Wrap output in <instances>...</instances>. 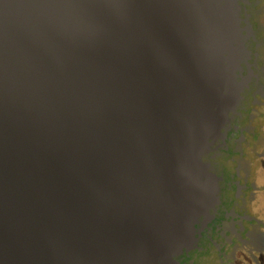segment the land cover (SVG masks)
<instances>
[{
  "label": "water",
  "instance_id": "1",
  "mask_svg": "<svg viewBox=\"0 0 264 264\" xmlns=\"http://www.w3.org/2000/svg\"><path fill=\"white\" fill-rule=\"evenodd\" d=\"M240 1L0 0V264L193 249L246 86Z\"/></svg>",
  "mask_w": 264,
  "mask_h": 264
},
{
  "label": "rangeland",
  "instance_id": "2",
  "mask_svg": "<svg viewBox=\"0 0 264 264\" xmlns=\"http://www.w3.org/2000/svg\"><path fill=\"white\" fill-rule=\"evenodd\" d=\"M246 1L247 4L239 2L240 7H244L241 9L240 17L246 19L251 29L246 46L250 55L246 60L247 66L243 65L245 63L242 64L244 69L241 73L244 78H249V89H243L246 93H241L243 99L237 106L238 111H241L240 107L245 106V109L241 111L243 117L238 118L233 115L230 124L234 135L229 137L222 130L225 138L221 142L220 140L215 142L212 151L206 154L204 159L211 164L215 174L222 178L221 186H224L227 178L232 176L230 180L236 183L233 186L235 191L238 185H243L247 180L249 187L236 197L240 207L234 210L238 212L243 209L240 213L260 220L262 224L252 219L246 223V227L252 230L253 236L262 238L264 237V110L260 103L263 102L264 96L260 95L262 92L260 86L264 87V45L261 44L260 39L264 32L262 31L264 29V0ZM247 23L242 21L241 26L248 27ZM243 34L246 32L243 31ZM234 126L236 127L233 128ZM251 185H254V188ZM250 192H253L252 197L249 196ZM211 252L212 255L208 256L209 258L201 259L196 253H192L193 256L190 258L194 264H227V261H231L230 253H228L229 259L223 257L222 262L216 253ZM239 260L241 264H250L243 256ZM260 260L264 264V255Z\"/></svg>",
  "mask_w": 264,
  "mask_h": 264
},
{
  "label": "flooded vegetation",
  "instance_id": "3",
  "mask_svg": "<svg viewBox=\"0 0 264 264\" xmlns=\"http://www.w3.org/2000/svg\"><path fill=\"white\" fill-rule=\"evenodd\" d=\"M243 4L246 3L243 2ZM242 8L244 9V7ZM247 43L248 40H246V46ZM243 65L247 66V62H245ZM243 69L244 68H242V71ZM248 81L249 78L246 77V86L244 87L246 90L249 89ZM243 92L244 94L246 93L245 90H243L242 93ZM242 99L243 96L241 97L240 102ZM239 109L242 111L245 109V106L244 108L240 107ZM241 111L236 109L234 113H231L230 121L233 115H236L238 118H242L243 113H241ZM230 121L224 130V132H226L229 137L230 135H234V133L231 132L232 125L230 124ZM235 127L236 126L233 128ZM225 176L227 178V175ZM230 178L232 179V176ZM230 178L228 177L224 186H221L220 182L222 178L220 177L218 194L219 203L215 206V209L211 211V219L206 223L205 226H195L197 230L195 235L197 239L196 243L193 249L189 251L184 250L176 257L178 264H194V261H192L190 258V256H193L192 253H196V255L202 259L209 258L208 256L212 255L211 251L216 253V255L221 258L222 262L223 257H226V259L230 258L231 261H227L229 264H241L239 260L241 259V256H243L244 259H246L250 264L261 263L260 259L263 258L264 255V237L260 238L259 236H253L252 230L247 229L246 223L252 219H254L256 223L262 224V222L257 218L240 213L243 211V209L239 210L238 212L235 211L236 207H240L238 206L236 197H238L239 194L243 192V190H247L249 187L247 180L244 181L243 185H238V188L234 191L233 186H235L236 183L235 181L230 180ZM251 186L254 188V185ZM252 195L253 192H250L249 196L252 197ZM232 210H234L233 213ZM228 253H230L229 258Z\"/></svg>",
  "mask_w": 264,
  "mask_h": 264
},
{
  "label": "crops",
  "instance_id": "4",
  "mask_svg": "<svg viewBox=\"0 0 264 264\" xmlns=\"http://www.w3.org/2000/svg\"><path fill=\"white\" fill-rule=\"evenodd\" d=\"M262 31H264V29ZM260 42H261L262 45H264V32L262 33V37L260 39ZM260 87H261V90H262L260 95L264 96V87H262V86H260ZM260 105H261L262 109L264 110V98H263V102H261Z\"/></svg>",
  "mask_w": 264,
  "mask_h": 264
}]
</instances>
